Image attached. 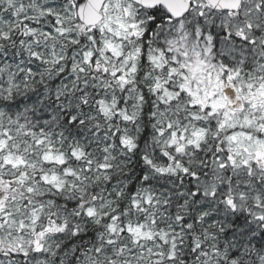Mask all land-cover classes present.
<instances>
[{"label": "snow or ice", "instance_id": "snow-or-ice-1", "mask_svg": "<svg viewBox=\"0 0 264 264\" xmlns=\"http://www.w3.org/2000/svg\"><path fill=\"white\" fill-rule=\"evenodd\" d=\"M0 264H264V0H0Z\"/></svg>", "mask_w": 264, "mask_h": 264}]
</instances>
